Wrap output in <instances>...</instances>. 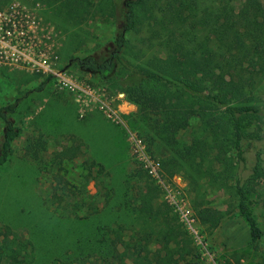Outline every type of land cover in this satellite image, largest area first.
<instances>
[{
	"label": "rangeland",
	"instance_id": "rangeland-1",
	"mask_svg": "<svg viewBox=\"0 0 264 264\" xmlns=\"http://www.w3.org/2000/svg\"><path fill=\"white\" fill-rule=\"evenodd\" d=\"M258 4L264 6V0H239L236 7ZM118 13L65 31L53 12L36 0H5L0 5V107L20 100L11 118L22 132L8 162L0 167V226H10L32 243L34 264H115L117 255L132 264L133 246L142 235L138 217L144 183L137 177L142 171L158 187L157 203L169 206L170 216L190 237L202 264H264V76L254 73L247 89L262 99L263 109L262 119L251 128L256 137L244 143L245 161L228 144L226 158L234 166L232 174L220 161L211 163L216 153L207 160L193 157L176 167L172 162L187 156H177L157 138L156 118H143L127 94L82 72L70 60L105 50L114 40L121 19ZM146 30L142 26L133 34L135 42ZM65 80L89 93L77 102L74 92L63 86ZM104 104L116 116L109 118L108 108H101ZM190 125L179 134L185 150L193 143L191 133L199 121L193 119ZM2 131L0 121V140ZM28 140L33 145L46 141L37 158L26 152ZM80 142L84 156L66 163L55 159L57 153ZM86 158L110 174L105 189L94 181L80 187ZM257 165L261 176L254 177ZM238 180L248 191L263 232L257 246L251 243L239 211ZM176 200L191 211L200 245L176 212ZM203 205L227 212L218 228L201 224L197 211ZM149 250L156 256L160 247L153 243Z\"/></svg>",
	"mask_w": 264,
	"mask_h": 264
},
{
	"label": "trees",
	"instance_id": "trees-1",
	"mask_svg": "<svg viewBox=\"0 0 264 264\" xmlns=\"http://www.w3.org/2000/svg\"><path fill=\"white\" fill-rule=\"evenodd\" d=\"M4 1L0 0V5ZM238 1L120 0L118 4L112 0H36L53 12L65 31L120 11L114 40L105 50L70 60L82 72L127 94L143 118H156L153 129L157 138L177 156H187L185 160L177 158L172 165L180 167L198 156L207 160L216 153L211 163L220 161L231 174L234 166L226 158L227 146H233L238 158L245 161L244 143L256 137L251 128L262 119L263 109L262 99L247 89L252 86L254 73L264 76V6L238 9ZM142 26L147 27L146 35L135 42L133 34ZM19 103L17 99L0 107V167L8 162L13 144L22 134L11 118ZM193 119L199 125L191 133L192 145L185 150L179 134L189 130ZM27 142L26 152L35 158L46 148L44 140L34 145L31 140ZM81 147L82 142L74 143L55 159L66 163L84 156ZM82 169L81 188L93 181L106 188L110 174L96 161L86 158ZM253 172L254 177L261 176L260 166ZM138 174L144 183L138 217L142 235L133 246L132 264H202L192 240L170 216L169 206L157 203L158 187L146 172L148 178L142 171ZM61 184H66L65 179ZM236 194L251 243L257 246L263 232L241 180ZM197 216L202 225L216 229L227 212L203 205ZM153 243L160 247L156 256L149 250ZM34 263L32 243L10 226H0V264ZM114 263L127 264L120 255L115 256Z\"/></svg>",
	"mask_w": 264,
	"mask_h": 264
},
{
	"label": "built area",
	"instance_id": "built-area-1",
	"mask_svg": "<svg viewBox=\"0 0 264 264\" xmlns=\"http://www.w3.org/2000/svg\"><path fill=\"white\" fill-rule=\"evenodd\" d=\"M64 87H67L68 89L72 90V92H74L75 96H76V101L80 102L81 100H83V93H89V91L85 88H77L75 86L74 83H72L71 80H65L63 83ZM81 91V92H79ZM105 106L102 105L101 108L103 109ZM108 109L105 110V112H107V115L109 118H113L114 116H116L115 112L108 107H106ZM90 110H92V108H90ZM151 174H154V171L151 170L150 171ZM170 196L168 195L167 198H169ZM176 199V197H174ZM174 203L176 212L180 213V216L183 220V222L185 223L187 230L189 231V233L193 236V238L196 240V242L200 245L201 244V237L199 236V232L197 230V227H195V220L193 219V215L191 213V211L186 207V203L181 201L179 202L178 200H176Z\"/></svg>",
	"mask_w": 264,
	"mask_h": 264
}]
</instances>
